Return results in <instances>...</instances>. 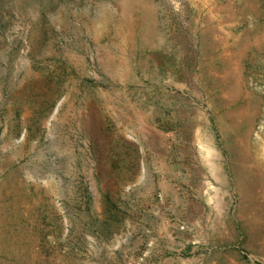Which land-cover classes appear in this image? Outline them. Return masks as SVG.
I'll use <instances>...</instances> for the list:
<instances>
[{
  "label": "rangeland",
  "instance_id": "374dc122",
  "mask_svg": "<svg viewBox=\"0 0 264 264\" xmlns=\"http://www.w3.org/2000/svg\"><path fill=\"white\" fill-rule=\"evenodd\" d=\"M0 264H264V0H0Z\"/></svg>",
  "mask_w": 264,
  "mask_h": 264
}]
</instances>
